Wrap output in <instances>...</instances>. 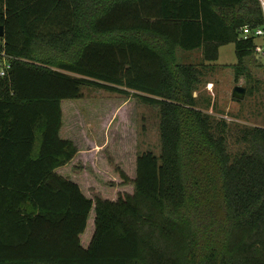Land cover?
<instances>
[{
	"label": "trees",
	"instance_id": "1",
	"mask_svg": "<svg viewBox=\"0 0 264 264\" xmlns=\"http://www.w3.org/2000/svg\"><path fill=\"white\" fill-rule=\"evenodd\" d=\"M0 25V264H264V127L232 150L230 124L194 96L222 46L251 79L258 38L243 28L264 26L260 0H6ZM86 88L159 114L160 155L117 168L131 192L116 199L59 173L79 153L63 102Z\"/></svg>",
	"mask_w": 264,
	"mask_h": 264
},
{
	"label": "rangeland",
	"instance_id": "2",
	"mask_svg": "<svg viewBox=\"0 0 264 264\" xmlns=\"http://www.w3.org/2000/svg\"><path fill=\"white\" fill-rule=\"evenodd\" d=\"M264 44V37L257 39ZM182 64L199 65L201 51L177 50ZM250 58L251 79L235 77L234 66L238 58L233 44L222 46L213 69L204 77L205 85L194 96L201 95L210 104L200 107L215 119H225L231 127L229 145L237 149L239 130L264 127V55L255 52ZM262 64V65H261ZM236 86L253 87L244 99L233 97ZM80 101H64V127L62 136L73 139L79 153L73 162L59 170L63 176L80 184L89 198L97 196L116 199L131 187L122 185L117 168L134 175L138 154L146 151L161 153L159 114L153 108L105 90L86 88ZM93 215L90 217L91 221ZM93 222L91 224L92 230ZM89 230V228H88Z\"/></svg>",
	"mask_w": 264,
	"mask_h": 264
},
{
	"label": "built area",
	"instance_id": "3",
	"mask_svg": "<svg viewBox=\"0 0 264 264\" xmlns=\"http://www.w3.org/2000/svg\"><path fill=\"white\" fill-rule=\"evenodd\" d=\"M261 4L264 8V0H260ZM243 35L245 38L249 37V36H254L257 38H262L264 37V26L263 27H259L257 29H255L254 31H252L248 26L243 28ZM256 51L259 54L264 55V44L262 45H257L256 47ZM12 58L10 56H8L6 53L4 52H0V77H4L6 76L8 70L11 67V60Z\"/></svg>",
	"mask_w": 264,
	"mask_h": 264
},
{
	"label": "water",
	"instance_id": "4",
	"mask_svg": "<svg viewBox=\"0 0 264 264\" xmlns=\"http://www.w3.org/2000/svg\"><path fill=\"white\" fill-rule=\"evenodd\" d=\"M5 36V30L4 26L0 25V38H3ZM246 95V88L242 86H236L233 91V97L239 100L244 99Z\"/></svg>",
	"mask_w": 264,
	"mask_h": 264
},
{
	"label": "crops",
	"instance_id": "5",
	"mask_svg": "<svg viewBox=\"0 0 264 264\" xmlns=\"http://www.w3.org/2000/svg\"><path fill=\"white\" fill-rule=\"evenodd\" d=\"M0 5H4V8H5L6 0H0ZM197 51H199V50H197Z\"/></svg>",
	"mask_w": 264,
	"mask_h": 264
}]
</instances>
